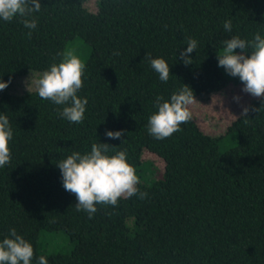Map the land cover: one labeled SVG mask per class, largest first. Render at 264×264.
<instances>
[{"label": "trees", "instance_id": "1", "mask_svg": "<svg viewBox=\"0 0 264 264\" xmlns=\"http://www.w3.org/2000/svg\"><path fill=\"white\" fill-rule=\"evenodd\" d=\"M89 1L40 0L30 39L19 17L0 20V82L8 83L0 114L13 131L10 162L0 168V241L15 229L34 249L31 264L40 256L47 264H264V102H249L258 112L227 127L237 144L222 152L219 139L192 117L163 140L146 129L157 96L169 101L188 86L195 98L242 84L217 66V53L233 36L264 38V0H95L94 8ZM76 38L90 47L77 93L87 105L78 124L58 115L66 105L42 100L36 90L10 93L16 77L59 64ZM189 38L197 48L185 65L180 52ZM146 54L168 63L167 83ZM106 131L125 135L112 140ZM93 143L114 147L109 156L127 153L146 198L96 205L91 219L76 211L56 164L90 152ZM143 150L162 160L161 169H149ZM149 172L157 179L148 180ZM60 234L66 246L47 251L41 238Z\"/></svg>", "mask_w": 264, "mask_h": 264}, {"label": "clouds", "instance_id": "2", "mask_svg": "<svg viewBox=\"0 0 264 264\" xmlns=\"http://www.w3.org/2000/svg\"><path fill=\"white\" fill-rule=\"evenodd\" d=\"M40 10V0H0V20L11 22L14 17H19L23 26L29 30L26 34L29 39L31 30L37 27V21L32 18V14ZM223 28L230 32L231 20L225 21ZM222 45V50L216 57L217 66L223 68L230 77L239 78L243 84V93L260 98L264 102V38L256 34L251 41H246L239 36H233L222 41ZM196 48L197 41L189 38L186 50L180 52V59L185 65L192 63L188 56ZM61 55L59 64L53 63L48 70L39 74L34 81L35 90L42 100H49L55 105H66L58 111L62 119L70 123H82L87 99L79 98L77 93L83 87L85 65L71 51ZM144 59L148 60L152 70L158 74L159 80L167 83L170 76L168 63L163 58L153 59L149 54H146ZM7 87L8 83L0 82V91ZM233 99L238 103L240 97ZM194 101L193 92L188 86H183L173 93L169 101L157 96L155 107L158 111L148 117V134L156 140H163L181 131L180 126L191 119L188 106ZM258 110L250 106L243 107L240 117L245 118L244 122L247 123L249 111ZM124 135L123 131L105 132V136L112 140H120ZM12 137L13 131L8 116L0 114V168L10 162L8 142ZM113 148L106 143H93L90 152L83 155L73 152L56 164L61 173L64 190L76 197V211L86 212L89 219L97 211L96 205L115 207L121 197L138 195L140 199H144L147 196V192H141L137 187L139 177L136 170L127 163V153L118 151L109 156L107 153ZM33 257L32 245L17 235L15 229H11L9 236L0 241V264H31ZM37 264H47L46 257L40 256Z\"/></svg>", "mask_w": 264, "mask_h": 264}, {"label": "rangeland", "instance_id": "3", "mask_svg": "<svg viewBox=\"0 0 264 264\" xmlns=\"http://www.w3.org/2000/svg\"><path fill=\"white\" fill-rule=\"evenodd\" d=\"M95 0H90L88 2L89 8H94ZM71 51L75 56H77L83 63L90 51V47L84 43L80 38H76L69 42L66 46V50ZM42 72L29 71L26 75L16 77L13 89H10V93L13 94H23L26 92H32L35 90L34 81L39 77ZM243 84L233 85L231 82L223 90L210 94L209 96L195 97L192 104L188 106L196 125L199 129L213 137L219 139L218 148L222 152L227 148H231L237 144V138L234 135L226 134L227 127L238 117L242 111L243 107H246L249 102L256 99L249 94L243 93L241 91ZM15 90L16 92L12 91ZM240 97L239 102L234 101L233 97ZM154 154L149 153L146 150L142 151L141 158L149 159L147 161L150 164L149 169H153L152 164L162 167V160L156 159ZM157 174L155 177L149 172L148 180L157 179ZM57 234V233H55ZM59 240H44L41 238L44 247L49 252H55L59 248L66 246V238L63 234ZM46 236V235H45Z\"/></svg>", "mask_w": 264, "mask_h": 264}]
</instances>
